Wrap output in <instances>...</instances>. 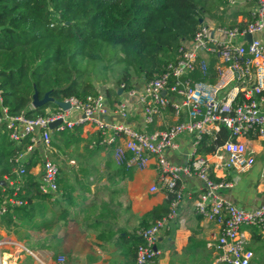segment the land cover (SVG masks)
I'll return each mask as SVG.
<instances>
[{
	"label": "built area",
	"instance_id": "obj_1",
	"mask_svg": "<svg viewBox=\"0 0 264 264\" xmlns=\"http://www.w3.org/2000/svg\"><path fill=\"white\" fill-rule=\"evenodd\" d=\"M236 6L239 0H221ZM249 5L248 17L235 25L209 23L201 19L192 39L181 43L176 57L157 77L140 88L126 91L136 97L143 112L145 124L152 125L155 118L169 109L176 122L164 130L141 132L124 123L107 122L110 111L122 120L127 118L128 105L124 101L108 106L102 94L87 96L83 100L69 97L63 101L68 108L57 107L47 116L29 118L24 112L9 116L3 108L0 125L6 124L9 138L19 142L29 138L30 145L24 153L14 157L15 171L25 173L23 158L34 146L43 147L39 191L54 194L58 190L60 167L51 158V123L61 121L54 131H64L75 126L90 124L99 133V146L112 148V157L119 167L145 169L154 158L158 178L173 196L168 213L138 235L142 244L137 247L134 264H157L160 251L156 244L161 233L170 231L178 216L183 197L181 174L195 176L202 184V194L195 202V215L219 226L217 237L207 243L215 257L212 264H251L253 251L242 227L264 231V205L253 210H243L223 197V191L232 188L225 176L215 177V169L248 172L255 163L254 151L245 140H264V0H243ZM262 35V37H257ZM249 37V38H248ZM124 89V84L118 90ZM117 90V91H118ZM0 90V102H1ZM80 116L71 120L72 113ZM224 126L230 139L212 154L215 162L197 153L204 136L214 139ZM183 135L191 136L192 150L185 166L171 164L168 150L176 148ZM96 142L88 147L93 149ZM152 186L150 192H156ZM0 195V216L9 206H21L16 199ZM59 257L58 264H64Z\"/></svg>",
	"mask_w": 264,
	"mask_h": 264
},
{
	"label": "trees",
	"instance_id": "obj_2",
	"mask_svg": "<svg viewBox=\"0 0 264 264\" xmlns=\"http://www.w3.org/2000/svg\"><path fill=\"white\" fill-rule=\"evenodd\" d=\"M198 11L195 0H0V117L3 108L9 116L24 112L29 118L45 117L58 107L56 103L69 97L83 100L98 94L112 106L119 101L120 85L124 84L123 92L140 88L175 59L181 43L190 41L199 28ZM116 67L119 73L114 76ZM110 77L115 80L113 87H100ZM35 92L39 99L48 94L52 102L32 108ZM82 128L78 125L61 132L53 131L51 148L66 156L67 150L78 148L84 142L87 154L102 150L99 133L84 140ZM228 139L229 130L221 126L214 139L204 136L197 153L212 155ZM93 141L96 145L89 149ZM30 144L29 138L19 142L11 140L6 124L0 125L1 196L12 197L15 189L9 182L16 180L13 159ZM42 156V147L34 146L26 156L23 178H30L29 171L41 164ZM119 170L128 169L121 166ZM38 187L35 185L36 196L29 191L17 192L15 198L23 205L9 206L7 213L0 217L1 225L11 230L16 220L34 217L32 201L52 198L51 194H42ZM64 192L62 199L71 206L73 189L70 187ZM172 197L170 194L165 202L146 214L138 229L165 217ZM61 215L66 219L68 211L63 210ZM98 225L94 223L92 227ZM112 237L113 233L103 231L97 239L110 241ZM126 238L128 259L123 264H134L142 239L136 231L126 234ZM191 250L190 245L187 251ZM204 260L210 264L208 257Z\"/></svg>",
	"mask_w": 264,
	"mask_h": 264
},
{
	"label": "crops",
	"instance_id": "obj_3",
	"mask_svg": "<svg viewBox=\"0 0 264 264\" xmlns=\"http://www.w3.org/2000/svg\"><path fill=\"white\" fill-rule=\"evenodd\" d=\"M232 7L223 18L202 20L235 25L248 17L250 6L243 0ZM118 96L119 101L126 102L129 112L122 120L110 111L107 118L111 123H124L136 131L153 132L176 122L167 109L155 118L152 125H146L137 98L128 97L126 92ZM79 116L74 112L69 118L73 120ZM82 127L84 140L98 133L90 124ZM245 143L254 151L255 158L248 172L238 174L219 169L214 172L216 178L225 176L232 182V188L223 191V197L249 211L264 205V140L250 138ZM85 145L86 142L78 148H70L66 151L67 156L54 160L60 167L58 190L51 194L50 200L32 201L35 211L31 220H16L11 230L0 223V264H46L48 260L56 263L59 257H68V254H73L76 264H123L128 259L125 253L129 243L127 238L124 239L125 235L133 231L138 234L141 219L165 202L170 193L159 181L154 158L145 169L121 171L109 148L103 147L90 155L84 152ZM191 150V136L183 135L177 139L176 148L166 152V157L173 165L185 166ZM28 154L22 159L23 167ZM206 157L215 162L211 154ZM14 173L16 180L9 182L10 187L36 196L35 185L41 180V164L29 171V179L23 178V174L19 175L15 169ZM180 177L182 201L170 231L161 233L158 238L156 247L160 255L157 264H191L193 261V264H199L207 257L212 264L215 254L207 243L217 237L219 226L195 215V202L202 194L201 182L191 175L181 174ZM152 186L157 187L156 192H150ZM70 187L73 189L71 206L62 199L66 194L64 190ZM63 210L68 211L66 219H62ZM94 223L99 225L92 227ZM103 231L113 233L110 241L97 239ZM242 231L246 232L248 247L254 253L251 264H264V231L249 227H242ZM190 239L193 240L191 244ZM190 245L192 250L188 252Z\"/></svg>",
	"mask_w": 264,
	"mask_h": 264
},
{
	"label": "rangeland",
	"instance_id": "obj_4",
	"mask_svg": "<svg viewBox=\"0 0 264 264\" xmlns=\"http://www.w3.org/2000/svg\"><path fill=\"white\" fill-rule=\"evenodd\" d=\"M198 9H199V15L201 19H217V18H223L224 16H226L227 14H229L231 12V8H234L232 6H228L227 4H224L222 1L220 0H195ZM222 9V10H221ZM206 21V20H205ZM209 23H214V24H221L220 22L217 21H209ZM119 67H123L122 65H119ZM114 76H117V74L119 73V68L116 67L114 70ZM115 84V80L114 77H110L109 81L107 84L102 85L100 87H105V88H111L113 87V85ZM31 107L33 108L32 104ZM52 150V155L51 158L53 160L59 161L61 157H65V155L63 154V152L61 151H57L56 149L51 148ZM33 251V250H32ZM25 252V251H23ZM64 258V264H76L75 262V258L73 257V254H68V257L63 256ZM199 262V261H198ZM191 263V262H189ZM194 261L191 263L193 264ZM200 264H209L206 263V261H201L199 262ZM46 264H58L57 262L55 263L54 261H47Z\"/></svg>",
	"mask_w": 264,
	"mask_h": 264
},
{
	"label": "water",
	"instance_id": "obj_5",
	"mask_svg": "<svg viewBox=\"0 0 264 264\" xmlns=\"http://www.w3.org/2000/svg\"><path fill=\"white\" fill-rule=\"evenodd\" d=\"M201 23V20H200ZM249 38V37H248ZM122 92V90H118V94H120ZM49 102H52V99L48 96V94H46L42 99H39L37 92L34 93L33 98H32V106L33 108H39L42 107L46 104H48ZM56 103V102H55ZM58 107H62L64 109L68 108V104H65L63 102H59L56 103ZM106 121L108 122V118H105ZM61 123V121H57L54 123H51L49 125V128L54 131L55 128ZM4 183V182H3Z\"/></svg>",
	"mask_w": 264,
	"mask_h": 264
}]
</instances>
